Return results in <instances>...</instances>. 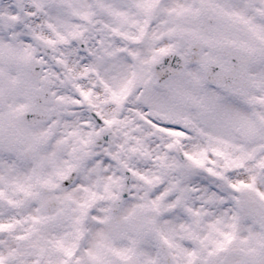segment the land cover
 I'll list each match as a JSON object with an SVG mask.
<instances>
[{"label":"clouds","instance_id":"clouds-1","mask_svg":"<svg viewBox=\"0 0 264 264\" xmlns=\"http://www.w3.org/2000/svg\"><path fill=\"white\" fill-rule=\"evenodd\" d=\"M0 264H264V0H0Z\"/></svg>","mask_w":264,"mask_h":264},{"label":"snow or ice","instance_id":"snow-or-ice-1","mask_svg":"<svg viewBox=\"0 0 264 264\" xmlns=\"http://www.w3.org/2000/svg\"><path fill=\"white\" fill-rule=\"evenodd\" d=\"M205 70H207V66H205ZM241 183H243V182H241ZM228 238L230 239V236Z\"/></svg>","mask_w":264,"mask_h":264}]
</instances>
